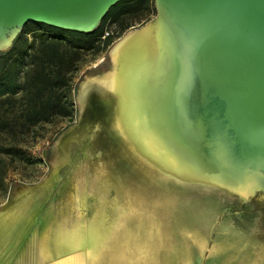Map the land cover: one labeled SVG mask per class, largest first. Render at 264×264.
Masks as SVG:
<instances>
[{
	"label": "rangeland",
	"instance_id": "rangeland-1",
	"mask_svg": "<svg viewBox=\"0 0 264 264\" xmlns=\"http://www.w3.org/2000/svg\"><path fill=\"white\" fill-rule=\"evenodd\" d=\"M155 14L153 0L152 12L106 50L83 55L68 94L71 122L34 125L16 141L0 133L2 145L18 147L1 155L0 250L42 255L32 259L38 264H203L211 247L205 264H264V199L167 177L142 162L114 128V97L96 77L109 70L113 43ZM28 23L24 31L35 27ZM104 31L114 36L116 24L105 21ZM99 234L105 238L93 239Z\"/></svg>",
	"mask_w": 264,
	"mask_h": 264
},
{
	"label": "water",
	"instance_id": "water-1",
	"mask_svg": "<svg viewBox=\"0 0 264 264\" xmlns=\"http://www.w3.org/2000/svg\"><path fill=\"white\" fill-rule=\"evenodd\" d=\"M120 1L0 0V50L28 22L91 32ZM154 6L149 21L158 25L162 55L143 88L154 147L172 165L150 163L121 138L167 177L203 184L179 178L176 167L184 164L252 195L203 185L264 199V0H154ZM110 49L108 71H115Z\"/></svg>",
	"mask_w": 264,
	"mask_h": 264
},
{
	"label": "trees",
	"instance_id": "trees-1",
	"mask_svg": "<svg viewBox=\"0 0 264 264\" xmlns=\"http://www.w3.org/2000/svg\"><path fill=\"white\" fill-rule=\"evenodd\" d=\"M152 9L153 0L117 2L109 8L100 25L87 33L37 22H31L35 27L28 31L22 29L8 49L0 50V133L6 131L16 141L18 132L34 125L57 118L71 122L75 107L68 94L83 55L92 50H106L133 21H141ZM107 20L116 24V32L114 36L102 38ZM17 150L15 142L0 143V182L5 165L1 155L12 156Z\"/></svg>",
	"mask_w": 264,
	"mask_h": 264
},
{
	"label": "bare ground",
	"instance_id": "bare-ground-1",
	"mask_svg": "<svg viewBox=\"0 0 264 264\" xmlns=\"http://www.w3.org/2000/svg\"><path fill=\"white\" fill-rule=\"evenodd\" d=\"M159 34V28L155 21H149L144 26L127 31L113 43L110 49V58L116 64V70L99 74L96 79L100 85L116 95L117 115L115 125L134 151L150 163L159 166L166 164L165 168H170L172 165L170 156L166 154L162 156L161 152H157L156 147H154L157 141L152 132V120L149 121L146 112L148 98L143 88L145 80L155 73L162 55V42ZM176 168L180 175L179 178L183 180H193L203 184L223 187L231 192L238 193L242 197L252 195L216 180L203 177L198 171L193 168L190 169L184 164L181 168ZM193 228L195 229V227ZM166 244L165 246H167ZM156 245L158 246V242Z\"/></svg>",
	"mask_w": 264,
	"mask_h": 264
},
{
	"label": "crops",
	"instance_id": "crops-1",
	"mask_svg": "<svg viewBox=\"0 0 264 264\" xmlns=\"http://www.w3.org/2000/svg\"><path fill=\"white\" fill-rule=\"evenodd\" d=\"M107 90H109V89H107ZM110 91V90H109ZM116 96V95H115ZM116 115H117V107H116ZM115 121H116V116H115ZM115 121H114V128H115V130L117 131V133L120 135L121 133L118 131V129H117V127H116V125H115ZM122 135V134H121ZM123 136V135H122ZM124 137V136H123ZM125 138V137H124ZM125 140H127L126 138H125ZM128 142V141H127ZM129 143V142H128ZM129 145H130V143H129ZM131 146V145H130ZM132 148V147H131ZM133 149V148H132ZM133 151H134V149H133ZM138 154V153H137ZM139 155V154H138ZM141 156V155H140ZM142 157V156H141ZM230 221V220H229ZM119 227V226H118ZM118 227H116L115 229H111V230H109L106 234H112V233H114V232H116V230L117 229H119ZM230 227L231 228H234V229H236V230H238L239 232H241L242 234H247V232H244L243 230H241L240 228H238V227H236L235 226V224L234 223H231V221H230ZM151 230V229H150ZM84 234H89V233H84ZM250 234H252V233H250ZM252 235H254V234H252ZM89 237H90V235H88ZM92 236H94V238L93 239H99V237H100V239L102 238V236H105V235H102V234H99V235H92ZM254 236H256V235H254ZM256 237H258V238H260L259 236H256ZM103 238H105V237H103ZM102 238V239H103ZM100 239H99V241H100ZM101 239V240H102ZM260 240H262V239H260ZM262 241H264V240H262ZM210 251H211V247H210V249L209 250H207V253L205 254V256H204V260H203V264H205L206 263V260L207 259H209V257H213V256H211V253H210ZM29 251L28 250H22V249H5V250H0V264H32V263H34V264H38L37 263V261H34V260H32L33 258H39L40 256H42V255H29V253H28ZM35 252V251H34ZM203 252V251H202ZM44 258H45V256H43ZM92 262V264H94V261L92 260L91 261ZM44 263H46L45 261H44ZM53 264H61V262L60 261H57V262H52ZM46 264H50L49 262L48 263H46ZM67 264H91L90 262H89V260H84V261H81V260H78V261H71V260H68V262H67ZM211 264V263H210Z\"/></svg>",
	"mask_w": 264,
	"mask_h": 264
},
{
	"label": "flooded vegetation",
	"instance_id": "flooded-vegetation-1",
	"mask_svg": "<svg viewBox=\"0 0 264 264\" xmlns=\"http://www.w3.org/2000/svg\"><path fill=\"white\" fill-rule=\"evenodd\" d=\"M104 58H101L97 63L94 64V66L98 65V64H102Z\"/></svg>",
	"mask_w": 264,
	"mask_h": 264
},
{
	"label": "built area",
	"instance_id": "built-area-1",
	"mask_svg": "<svg viewBox=\"0 0 264 264\" xmlns=\"http://www.w3.org/2000/svg\"><path fill=\"white\" fill-rule=\"evenodd\" d=\"M109 35V32L108 31H104L103 32V35H102V38H104L105 36Z\"/></svg>",
	"mask_w": 264,
	"mask_h": 264
}]
</instances>
